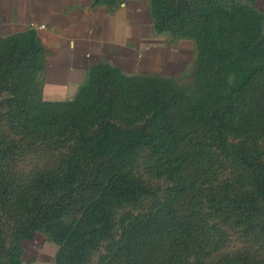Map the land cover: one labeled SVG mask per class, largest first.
I'll return each mask as SVG.
<instances>
[{
    "label": "rangeland",
    "instance_id": "374dc122",
    "mask_svg": "<svg viewBox=\"0 0 264 264\" xmlns=\"http://www.w3.org/2000/svg\"><path fill=\"white\" fill-rule=\"evenodd\" d=\"M195 7L202 17L173 31L196 43L171 65L177 75L109 73L117 98L108 110L96 79L53 107L37 102L38 87L29 81L16 103L6 80L11 65H1L0 264H171L177 247L173 242L168 250L167 235L178 239L177 227L156 230L146 243L138 232L128 247L123 232L141 227L138 216L181 179L205 185L199 232L187 231L199 241V255L179 264H264V185L234 154L247 152L252 164L264 165V52L242 48L264 39V0H195L188 10ZM197 30L204 47L192 34ZM214 107L223 110L211 122ZM136 134L139 141L125 149ZM171 159L183 174L166 171ZM90 173L97 179L88 183ZM113 174L145 191L112 195ZM225 186L232 189L226 199L242 197L253 208L229 215L213 210L210 189L221 193ZM75 190L81 200L67 211L53 203Z\"/></svg>",
    "mask_w": 264,
    "mask_h": 264
},
{
    "label": "crops",
    "instance_id": "0c3cea01",
    "mask_svg": "<svg viewBox=\"0 0 264 264\" xmlns=\"http://www.w3.org/2000/svg\"><path fill=\"white\" fill-rule=\"evenodd\" d=\"M29 31L41 47L37 87L50 101L73 98L102 64L176 76L171 65L196 44L159 29L151 0H0V39Z\"/></svg>",
    "mask_w": 264,
    "mask_h": 264
},
{
    "label": "trees",
    "instance_id": "16d2710c",
    "mask_svg": "<svg viewBox=\"0 0 264 264\" xmlns=\"http://www.w3.org/2000/svg\"><path fill=\"white\" fill-rule=\"evenodd\" d=\"M151 2L157 27L161 30L184 32L186 31L185 27L189 26L196 18L202 17L203 15V10H200V8L195 7L190 11L188 10L194 4L195 0H151ZM200 32L201 30H197L196 32H192V34L197 35V38H199V43L201 45L200 40L201 38L203 39V37H200ZM28 33H30V35H28ZM215 38L216 35L214 36V41ZM201 46L204 47V45ZM242 48L247 49L253 54L264 52V39L257 43H254L251 46L243 45ZM40 51L41 47L33 31H29L23 36H10L0 39V70L1 65H11L9 66V69H7L9 75L6 80L12 87V94L15 97L14 101L16 103H18V99L21 98L20 92L22 91V86H24L26 82L32 81V87L34 89L35 87L37 88L35 84V74L41 66ZM202 69L203 67L199 66V71H202ZM109 73L125 75V73H122L107 64H102L92 71L89 79V82L94 80L92 82V85L94 84L96 79L95 85H97L98 87V92L100 95L99 100L101 99V101L108 102L107 110L110 109L112 99L117 98L116 93L113 90L116 88L112 83L111 78L109 77ZM89 82L86 86L81 88L77 94H79L84 88L89 86ZM38 89L36 90L37 102L46 106L53 107L60 104H66L74 99L73 98L61 101L45 100L42 98L40 90ZM23 108L18 107V113H20V110ZM222 110L223 109H217L216 107H214V110L211 114V122L216 119L217 115ZM44 121H47V119L45 118ZM71 124L72 123H70L69 126L66 127V130L68 132L72 130ZM34 131L37 132V130ZM245 131L247 133H256V131H259V129ZM139 138L140 136L136 134L126 139L125 141L129 145H125V149H130L131 144L134 142H138ZM109 154L110 151L105 152L106 156H108ZM184 154L185 153H182L180 154V156L183 157ZM234 154H236L243 161L242 165L245 169V172L249 171L250 176H253V181H256L255 183L259 185V188H263L264 183L262 182L264 181V165L258 166V164H252L249 153L247 152L242 153L241 151H238ZM174 162L175 159L170 160V162L166 166V171L171 174L175 173L176 176L179 174H183V166ZM76 166H78L77 168H79L81 165H74V167ZM78 174L80 173H77L75 176H78ZM108 178L109 180L107 182L111 190L109 192H111L112 195L119 194L121 198H129L137 196L145 191V187L141 183L132 182L127 179L126 176L113 174ZM94 179H97V174L90 173L88 177V183L90 181L93 182ZM203 184L205 185V180H201L196 184H191L186 180L181 179L180 181H177L170 187H168L167 193L163 199L155 200L149 210L138 216L139 226L141 227H138L135 232H133L131 229L127 232V230L125 229V231L123 232V237L126 238V247H128L129 245V240L138 232H142V234L140 235V239L141 241H143V243H146L149 242L151 238H153V236H155L154 234L156 230L162 229L163 227H177V231L180 229L179 232L181 233L180 236H178V239L173 241L172 239L174 237H171V232L169 233V236L167 235V241L169 244L168 250L171 251L173 242L177 247L175 252H172L173 260L171 264H179L181 260H188L192 255L198 256L199 241H195V239L191 237L189 232L187 231H189L191 227H196L197 231L199 232L201 215L199 213L200 209L198 207V202L200 200L199 192L203 190ZM225 187V190L221 193H217V190H215L214 188L210 189V192L208 194V201L210 207L213 210H218L225 215H229L235 213V211L237 213L238 210H241V212L243 213H248L251 208H253L254 205H251L248 200L242 197H230L226 199L224 193L232 192V189H228V186ZM77 194L78 191L75 190V194L74 192H70L69 195H61L60 198L56 201H53V203L59 204L58 207L62 211H67L68 209H70L71 203H76L77 201L79 202L81 200V198H77L76 200V197L79 196ZM75 210H78L77 207L75 208ZM241 215L243 214L241 213ZM34 231L35 229H33V232ZM144 231H146V233H143ZM83 248L84 245H81L80 247H76V250L82 251ZM127 255L130 256V253H128ZM23 263L24 262L22 260L21 264Z\"/></svg>",
    "mask_w": 264,
    "mask_h": 264
},
{
    "label": "built area",
    "instance_id": "2783aa9c",
    "mask_svg": "<svg viewBox=\"0 0 264 264\" xmlns=\"http://www.w3.org/2000/svg\"><path fill=\"white\" fill-rule=\"evenodd\" d=\"M41 27H44L45 25L44 24H42V25H40Z\"/></svg>",
    "mask_w": 264,
    "mask_h": 264
}]
</instances>
